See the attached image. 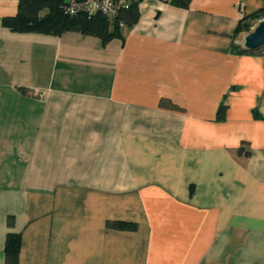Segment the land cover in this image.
<instances>
[{
  "label": "crops",
  "instance_id": "1",
  "mask_svg": "<svg viewBox=\"0 0 264 264\" xmlns=\"http://www.w3.org/2000/svg\"><path fill=\"white\" fill-rule=\"evenodd\" d=\"M263 2L140 0L102 43L0 0V264L8 232L18 264H264Z\"/></svg>",
  "mask_w": 264,
  "mask_h": 264
},
{
  "label": "trees",
  "instance_id": "2",
  "mask_svg": "<svg viewBox=\"0 0 264 264\" xmlns=\"http://www.w3.org/2000/svg\"><path fill=\"white\" fill-rule=\"evenodd\" d=\"M171 5L186 7L190 0H166ZM140 0H130L126 6H121L114 16L109 17L100 12L93 14L79 13L69 15L64 10L62 0H18V11L14 16L2 18V25L16 32H37L60 35L66 31H78L93 35L107 43L114 38H121L120 26H132L139 18L138 4ZM264 17V2L258 10L242 17L237 25L236 33L249 30L250 21ZM237 52H247L239 45L233 44ZM225 104L218 108L217 117H224ZM11 223V219L8 221ZM109 227L119 229H135L136 224L127 221H107ZM20 234L8 232L5 239V264H18Z\"/></svg>",
  "mask_w": 264,
  "mask_h": 264
},
{
  "label": "built area",
  "instance_id": "3",
  "mask_svg": "<svg viewBox=\"0 0 264 264\" xmlns=\"http://www.w3.org/2000/svg\"><path fill=\"white\" fill-rule=\"evenodd\" d=\"M64 10L69 15L79 13L93 14L100 12L112 17L121 6H126L130 0H62Z\"/></svg>",
  "mask_w": 264,
  "mask_h": 264
},
{
  "label": "water",
  "instance_id": "4",
  "mask_svg": "<svg viewBox=\"0 0 264 264\" xmlns=\"http://www.w3.org/2000/svg\"><path fill=\"white\" fill-rule=\"evenodd\" d=\"M247 52H257L264 48V17L248 32L244 33L238 43Z\"/></svg>",
  "mask_w": 264,
  "mask_h": 264
},
{
  "label": "rangeland",
  "instance_id": "5",
  "mask_svg": "<svg viewBox=\"0 0 264 264\" xmlns=\"http://www.w3.org/2000/svg\"><path fill=\"white\" fill-rule=\"evenodd\" d=\"M253 22H256V23H255V25H256V24L258 23V19H254ZM255 25H254V26H255ZM254 26H253V27H254ZM245 32H248V31H245Z\"/></svg>",
  "mask_w": 264,
  "mask_h": 264
}]
</instances>
